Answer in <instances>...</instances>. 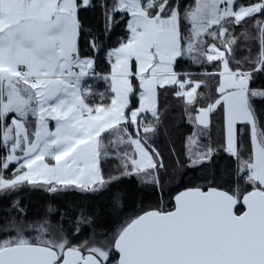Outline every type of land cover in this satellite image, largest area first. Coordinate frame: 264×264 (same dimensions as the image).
Wrapping results in <instances>:
<instances>
[{"label": "snow or ice", "instance_id": "snow-or-ice-1", "mask_svg": "<svg viewBox=\"0 0 264 264\" xmlns=\"http://www.w3.org/2000/svg\"><path fill=\"white\" fill-rule=\"evenodd\" d=\"M0 264H264V0H0Z\"/></svg>", "mask_w": 264, "mask_h": 264}, {"label": "trees", "instance_id": "trees-1", "mask_svg": "<svg viewBox=\"0 0 264 264\" xmlns=\"http://www.w3.org/2000/svg\"><path fill=\"white\" fill-rule=\"evenodd\" d=\"M170 103H175L173 101L170 100ZM180 131H183V129H180ZM110 165H106V167H109ZM31 201L33 204L35 203H38L39 202V194H33L31 197H30Z\"/></svg>", "mask_w": 264, "mask_h": 264}]
</instances>
